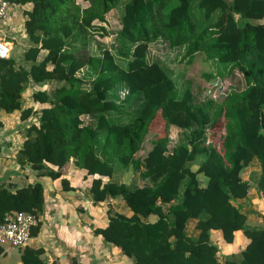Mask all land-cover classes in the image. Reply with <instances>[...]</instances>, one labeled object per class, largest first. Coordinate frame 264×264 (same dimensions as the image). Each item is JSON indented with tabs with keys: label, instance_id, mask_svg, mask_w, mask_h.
I'll return each instance as SVG.
<instances>
[{
	"label": "trees",
	"instance_id": "1",
	"mask_svg": "<svg viewBox=\"0 0 264 264\" xmlns=\"http://www.w3.org/2000/svg\"><path fill=\"white\" fill-rule=\"evenodd\" d=\"M10 1L31 3L23 22L30 45L22 52L27 66L17 65L11 56L0 59V109L20 110V118L26 119L34 113L21 108L27 83H57L49 92L31 93L33 101L47 106L40 108L37 125L26 127L17 160L29 163L38 175L58 179L63 189L68 180L60 168L71 160L90 177L93 203L121 198L130 215L107 208L105 225L91 232L132 264H264V216L260 227L248 226L245 214L232 203L245 198L252 186L264 196V0H127L117 33L121 42L114 52L104 49L98 55L78 54L73 42L91 32L93 20L103 22L104 13L118 0H87L85 8L74 0ZM192 2L202 20L214 16V21L199 23ZM156 40L169 48L183 47L187 62L195 52H203L220 67L218 75L236 67L245 86L223 88L220 100L204 92L194 102L188 82L178 88L158 61L146 59L148 43ZM40 49L46 52L37 60ZM82 68L91 76L87 87L84 77L76 76ZM120 90L125 92L122 99ZM122 102L134 104L125 123L110 115ZM83 115L89 119L86 123ZM161 121L164 130L169 125L181 129L178 142L168 152V134L158 136L142 160L135 158L143 136ZM206 128L222 130L217 147L205 141ZM199 157L192 170L189 163ZM253 159L258 175L242 179L241 170ZM116 163L138 170L150 184L112 180ZM198 174L205 178L203 185ZM42 209L39 182L13 192L0 185V218L16 210L37 219ZM150 215L155 219H143ZM189 219H196L195 236L185 233ZM37 227L38 221L31 235ZM210 230L219 231L224 243L241 231L247 242L221 263ZM41 253V248L24 246L21 264H44Z\"/></svg>",
	"mask_w": 264,
	"mask_h": 264
},
{
	"label": "crops",
	"instance_id": "2",
	"mask_svg": "<svg viewBox=\"0 0 264 264\" xmlns=\"http://www.w3.org/2000/svg\"><path fill=\"white\" fill-rule=\"evenodd\" d=\"M30 9L29 2L18 4L10 8L9 16L14 21L18 19V15H22L24 22L25 12ZM11 28L12 32L7 35L12 36L13 46L17 42L26 49L30 43L23 32L24 27L21 30L20 26ZM45 52L40 49L37 60L42 59ZM25 65L27 66L26 63ZM31 83L33 88L37 86L40 89L37 84ZM45 106L47 104L33 101L30 94V101L21 103V108L30 107L34 111L26 119L20 118V110L5 112L0 109V185L10 192L34 182H39L42 186L43 209L36 219L37 231L31 235L25 246L41 248L40 258L44 264H73V260L80 264H132L119 250L103 243L99 235H93L91 232L92 228L105 225L106 209L112 210V202L121 198L107 197L100 203H93L88 192L90 177H86L82 169L72 165L71 160L70 165L66 163L60 168L62 177L68 180L67 189L61 187L58 179L38 175L37 171L30 168L29 163L17 160V152L24 140L26 127L30 124L37 125L39 110ZM243 213L247 215L246 212ZM261 220L262 225L263 219ZM246 223L249 224L248 219ZM210 239L218 245L217 260L221 263L225 256L237 254L247 242L241 231L234 233L231 243H235L232 246H226L228 244L222 242L217 234L210 236ZM22 249L23 247L0 244V264H21ZM113 250L117 252L114 256L111 255ZM118 252L121 257H118ZM219 258H223L222 261Z\"/></svg>",
	"mask_w": 264,
	"mask_h": 264
},
{
	"label": "rangeland",
	"instance_id": "3",
	"mask_svg": "<svg viewBox=\"0 0 264 264\" xmlns=\"http://www.w3.org/2000/svg\"><path fill=\"white\" fill-rule=\"evenodd\" d=\"M127 0H118L117 4L109 9L106 13H104V21L100 22L98 20H93L91 22L92 27L88 34L85 35L83 40H75L73 42V51L78 52V54H90V55H98L101 53L102 50L107 49L110 52H114L121 42L119 36H117L118 30L120 29V14L122 10L123 4ZM230 0H226L229 2ZM195 2V1H194ZM74 3L79 6V8H85L88 6L89 2L87 0H74ZM192 13L194 15H199L198 10L195 8L194 3L192 2ZM18 19H14V21L9 18V26L16 27L20 26V30L23 29V19L22 15L17 16ZM202 16L199 15V23L203 21L212 22L214 21V16H211L207 20H202ZM234 18L237 19V16L234 15ZM10 20V21H9ZM252 23H258L259 20H251ZM260 22H264L260 20ZM98 26H102L103 30H97ZM12 29V28H11ZM13 30V29H12ZM24 32V30H23ZM25 33V32H24ZM27 38V37H26ZM25 50L23 45L15 42L10 56L14 58L15 63L17 65L25 66L24 61L22 60V52ZM184 49L183 47H175L169 48L167 44L161 40H156L153 42L148 43L146 49V59L149 62L158 61L167 72L170 73L171 78L173 79L174 83L178 88L182 87L186 82L189 83V87L194 98V102L200 101L203 98V95L206 94L211 97L213 100H220V96L223 94V88H232L235 90L242 89L245 86L244 79L242 74L238 71L236 67H233L231 73H223L222 75H218V70L220 67L214 66V62L210 59H207L203 52L197 51L192 55V58L189 62H187V57H183ZM115 61L121 64V59L115 58ZM84 68L80 69V71L76 72L77 77H84L83 85L87 87L89 85L91 76L84 75ZM206 74H211L213 77H207ZM57 83L51 81L50 83L39 85L43 90L50 91ZM221 86V88H220ZM36 88V89H35ZM33 88L32 83H27L26 87L24 88L23 93L21 94V101L26 102L30 101V94L35 91L39 90L36 86ZM124 91L120 90L118 92L120 99L124 97ZM21 102V103H22ZM123 107L120 110L112 112L110 115L116 120H119L123 123L129 120L131 114L133 113V102L129 104L127 102H122ZM83 123H86L89 119L87 116L83 115L80 117ZM35 119V118H33ZM215 130V131H212ZM222 133L221 129L215 128L205 129V141L215 147L218 146L219 136ZM164 134H168L169 140L167 142V151L170 152L172 147L178 142L180 138L181 129L174 125H169L164 130L163 122L152 126L150 130L143 136L139 149L134 153V157L142 160L145 156L147 151L150 149L151 144L155 138L158 136H163ZM21 147V146H20ZM201 158H197L196 160L189 163V167L194 170L196 168V163L200 161ZM69 165V161L67 162ZM66 164V163H65ZM64 164V165H65ZM142 170V168L140 169ZM259 172V166L255 159L251 160L247 166H245L241 172L240 176L242 179H254ZM197 178L199 180V184L203 185L205 183V178L198 174ZM112 180L117 182H125L130 186H142L150 184L148 179H144L140 177L139 171H133L130 167L123 168L118 163L114 165V172L111 177ZM182 190V186L179 189V196ZM245 198H241L239 200L232 201L235 206L242 212H246V219H248L249 224L248 226H261V219L264 216V196L260 195L253 186L248 189ZM113 208L112 210H116L117 212H121L127 215H130L129 209L126 207L124 201L119 199L118 201L112 202ZM145 221L147 220H154L155 216L150 215L146 218H143ZM196 219H189L185 224V233L190 236H195L197 234V230L194 229V224ZM253 222V223H250ZM217 234L220 237V233L217 230H210L209 236ZM240 235L237 236L239 238ZM233 243H226V246H232ZM117 253L113 250L111 253L112 256ZM124 258V255H122ZM118 257L120 253L118 252ZM216 258L218 259V255L216 254ZM108 259V258H107ZM130 259V258H127ZM223 258H219L222 261ZM131 260V259H130ZM118 261V259L116 260ZM121 264V263H120ZM128 264V263H126Z\"/></svg>",
	"mask_w": 264,
	"mask_h": 264
},
{
	"label": "built area",
	"instance_id": "4",
	"mask_svg": "<svg viewBox=\"0 0 264 264\" xmlns=\"http://www.w3.org/2000/svg\"><path fill=\"white\" fill-rule=\"evenodd\" d=\"M17 4L10 0H0V59L10 56L13 43L12 32L8 19L9 10ZM10 21V20H9ZM34 214L26 211H9L0 218V244H8L12 247H24L31 237V227L35 224Z\"/></svg>",
	"mask_w": 264,
	"mask_h": 264
}]
</instances>
